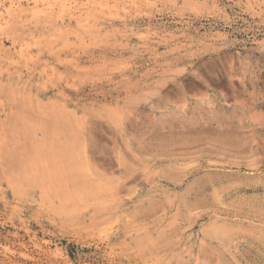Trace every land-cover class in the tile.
<instances>
[{"label": "rangeland", "instance_id": "obj_1", "mask_svg": "<svg viewBox=\"0 0 264 264\" xmlns=\"http://www.w3.org/2000/svg\"><path fill=\"white\" fill-rule=\"evenodd\" d=\"M0 264H264V0H0Z\"/></svg>", "mask_w": 264, "mask_h": 264}, {"label": "bare ground", "instance_id": "obj_2", "mask_svg": "<svg viewBox=\"0 0 264 264\" xmlns=\"http://www.w3.org/2000/svg\"><path fill=\"white\" fill-rule=\"evenodd\" d=\"M48 34V33H47Z\"/></svg>", "mask_w": 264, "mask_h": 264}]
</instances>
